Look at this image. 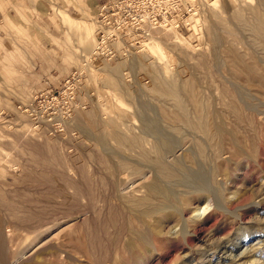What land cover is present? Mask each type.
Here are the masks:
<instances>
[{
	"label": "rangeland",
	"instance_id": "374dc122",
	"mask_svg": "<svg viewBox=\"0 0 264 264\" xmlns=\"http://www.w3.org/2000/svg\"><path fill=\"white\" fill-rule=\"evenodd\" d=\"M199 3L192 33L156 28L160 43L150 38L140 53L90 64L97 22L87 0H72L68 10L53 6L49 15L30 5L27 16L28 5L16 7L19 24L0 61V264H264V119L238 125L225 108L238 101L236 87L264 111L258 77H264V45L249 26L264 25V0ZM58 10L71 16L70 28ZM47 19L61 28L55 50L37 40ZM212 31L220 37L215 47ZM242 64L255 71L252 77ZM163 67H170L166 75ZM75 68L82 74L73 76ZM155 73L193 82L181 86L193 120L198 102L206 111L221 110L229 130L217 137L222 150L216 137H200L172 117L177 102L156 91ZM49 89L74 94L83 108L63 117L71 100H51ZM140 112L174 141L166 162L198 169L210 190H195L150 165L155 136L143 133ZM35 113L40 123L32 120ZM154 185L169 198L155 194ZM201 206H207L203 214H194Z\"/></svg>",
	"mask_w": 264,
	"mask_h": 264
},
{
	"label": "bare ground",
	"instance_id": "6f19581e",
	"mask_svg": "<svg viewBox=\"0 0 264 264\" xmlns=\"http://www.w3.org/2000/svg\"><path fill=\"white\" fill-rule=\"evenodd\" d=\"M263 13V12H262ZM259 15H261V14H259ZM197 15H190L189 17H187L185 20H184V22H185V25L187 26V28H188V30H189V32L190 33H192V31L190 30V21H191V19H193V18H195ZM258 16V15H257ZM257 16H255V17H257ZM254 17V18H255ZM263 19V18H262ZM177 20H173V21H171V25L170 26H167V29H174V30H176V31H178L177 29H176V25H177ZM247 24V23H246ZM263 23H262V21L260 20V22L258 21V24H251V25H249L254 31H255V33H256V35H257V37L259 36L260 38V41H258V42H261V44L262 45H264V25H262ZM164 29H166V28H164ZM210 29V28H209ZM214 29V28H213ZM215 31V30H214ZM214 31H212L211 32V35L210 36H212V39H211V42L212 43H214V47H215V45L217 44V43H219L220 41H219V39H220V37H219V39H218V36L214 33ZM178 32H180V31H178ZM210 32V31H209ZM220 32V31H219ZM181 33V32H180ZM183 34V33H182ZM219 35V34H218ZM209 37V36H208ZM151 42L150 43H160L158 40H157V38H153V35L151 36ZM158 41V42H157ZM210 41V40H209ZM164 43V42H163ZM220 44V43H219ZM147 45V44H146ZM229 45V44H228ZM144 47H145V44L142 46V48H143V51H144ZM163 47V46H162ZM141 48V49H142ZM161 48V47H160ZM149 50H150V53H151V55H153V59L154 60H156L158 63H160V59H158V58H156V55H155V53H154V49L150 46L149 47ZM165 50V49H164ZM138 52V51H137ZM141 52V51H140ZM140 52H138V53H140ZM167 51L165 50V53H166ZM167 54V57H168V59L170 60V62H172L173 61V56L171 55V54H169L168 52L166 53ZM217 56V55H216ZM234 56V55H233ZM237 56V55H236ZM228 60V59H227ZM234 59H232V61H233ZM236 60V59H235ZM237 60H239V59H237ZM262 60V59H261ZM155 61V62H156ZM247 61V60H246ZM136 62V64L137 63H139L137 60L135 61ZM199 62V61H198ZM238 62H240V61H238ZM240 63H242V61L240 62ZM244 63V62H243ZM263 63V62H262ZM135 64V65H136ZM141 64V66H142V68L143 69H145L144 68V64H143V62L142 63H140ZM172 64V63H171ZM233 64H236V63H233ZM218 65V64H217ZM253 65H254V63H253ZM242 66H244L243 68L245 69V71H247V73L248 74H250V73H255V71L254 70H251L252 68H249V66H248V64L246 65V64H242ZM153 68V67H152ZM167 68H170V67H163V72H164V74L166 75L167 74ZM141 69V68H140ZM150 69H151V66H150ZM256 69V68H255ZM147 70H149V68H147ZM243 70V69H242ZM158 70H156L155 72H157ZM241 71V70H240ZM153 72V71H152ZM151 72V73H152ZM158 73H159V71H158ZM243 73H244V70H243ZM153 75V74H152ZM251 75V74H250ZM253 75V74H252ZM252 75H251V77H252ZM257 75H259V74H257L256 73V76ZM241 76V75H240ZM256 76H254V78L256 77ZM164 77H166V76H164ZM164 77H162L161 76V74H157V73H155L154 74V85H155V88H156V91L158 92V93H160L161 95H164V96H167V97H171L172 99H175V101L177 102V107L175 108L176 109V111H175V113H174V115H172V117L174 116V118H177V119H179V121L180 122H183V123H185L186 125H188V126H191L192 127V129L194 128V129H196L197 131H198V133L200 132L201 133V135L202 136H200V137H203V136H205V138L207 137V138H209V139H211V138H213V137H216V148L217 149H221V148H219V146L217 145V137L218 138H220L221 137V135L222 134H226L228 131L226 130V128H224V126H223V124L224 123H222L225 119H221V116H219L218 114L219 113H221V112H219L218 113V111H221L220 109H218L217 110V112L215 111V108H214V110L213 109H211V111H210V109L209 110H207L206 111V108L203 106V105H201V106H198V103H196L193 107L194 108H196V112H195V117H197V119L196 120H193L194 118H191V113L188 111H186V108H184L185 106H184V104H183V99H182V96H183V94L181 93V86H182V84L183 85H185L186 84V86L187 85H189L190 87H192V85H194L193 84V82L192 81H186L185 80V82H176L175 80H171V81H167ZM259 78H264V77H260V76H258ZM167 78V77H166ZM258 78V79H259ZM246 79H248V78H246ZM257 79V78H256ZM177 80V79H176ZM261 80V79H260ZM262 80H264V79H262ZM257 81V80H256ZM119 82V81H118ZM195 82V81H194ZM253 85V84H252ZM242 86V85H241ZM255 87V86H254ZM259 87V86H258ZM257 87V88H258ZM154 88V87H153ZM247 88V87H246ZM245 89V88H244ZM129 92V91H128ZM242 93V91L241 90H239L238 88H233V94L237 97V100L238 101H236V102H233V103H228V104H230V105H228V107H225V108H228V113L230 112L231 113V116L232 117H234L235 119H237V120H239V121H237L236 120V123L235 124H238L239 122H242V121H240V120H243V121H247V120H249L248 122L250 123L251 122V120H255V119H257L256 118V116L257 115H262L263 117V119H264V111H263V109L261 110L260 108L258 109V104L256 105V104H253L252 102L251 103H249V100H248V102L246 101L247 99H248V97H246V100H244L243 99V97H242V95L243 94H241ZM247 92V91H246ZM249 92V91H248ZM250 93V92H249ZM132 94H134V93H132ZM182 94V95H181ZM232 94V95H233ZM253 94V93H252ZM257 94V93H256ZM245 95V94H244ZM260 95V94H259ZM163 96V97H164ZM235 96H233V97H235ZM248 96V95H247ZM257 96V95H256ZM236 97H235V99H236ZM245 97V96H244ZM253 97V96H252ZM257 98V97H256ZM139 99V98H138ZM249 99H252V98H249ZM195 101V100H194ZM193 101V102H194ZM175 102V103H176ZM207 103V102H206ZM218 103V102H217ZM261 103V102H260ZM194 104V103H193ZM262 104V103H261ZM264 104V103H263ZM260 105V104H259ZM263 106V105H262ZM261 105H260V107H262ZM187 107V106H186ZM223 107V108H224ZM139 110V109H138ZM191 110V109H190ZM224 111H226L225 109H224ZM165 112V111H164ZM228 113H226V116H227V114ZM229 113V114H230ZM166 116V115H165ZM193 116V115H192ZM224 116V115H223ZM139 117L141 118V124H142V129H143V133L145 132V133H147V134H151V135H153V136H155V143H154V146L151 144V149H153V158L152 159H150V165H152V166H156L157 167V169L158 170H160V171H163L167 176H169L170 178H172V179H176V180H178V181H181V182H184V183H187V184H189V185H191V188L192 187H194L195 188V190H199V189H207L206 187H207V185H206V183H205V180H204V178H203V174L201 175V173L198 171V169L196 170H194L195 172H193V170H186L187 169V167H186V169H178V168H175V167H173V163H172V165H170V164H168L167 162H166V158L167 157H165L166 156V153L168 154V153H170V152H173L172 150H173V145H174V141L171 139V138H169L168 136H167V134H166V136H165V134L164 133H166V132H164V131H162V129L157 125V123H156V121H155V119L153 118V117H151V118H148L145 114H143V113H139ZM261 117V116H260ZM163 118V117H162ZM222 118H224V117H222ZM229 118V117H228ZM231 118V117H230ZM229 118V119H230ZM217 119H221L220 121L219 120H217ZM233 119V118H232ZM159 120V119H158ZM178 121V120H177ZM177 121H176V123H177ZM158 122V121H157ZM180 122H178V123H180ZM235 122V121H234ZM238 122V123H237ZM248 122H247V124H248ZM175 123V122H174ZM225 123H227V122H225ZM252 123V122H251ZM231 124V123H230ZM240 124V123H239ZM238 124V125H239ZM177 127H178V125H176ZM183 127V126H182ZM187 127V126H186ZM225 127H227V126H225ZM236 127H238L237 125H236ZM241 127V126H240ZM246 127V126H245ZM248 127V126H247ZM173 129H174V125H173V127H172ZM176 128V127H175ZM189 128V127H188ZM250 128V127H249ZM177 129V128H176ZM192 129H190V130H192ZM193 129V130H194ZM244 129V128H243ZM164 130V129H163ZM188 130V129H187ZM177 131V130H176ZM185 131H186V129H185ZM227 131V132H226ZM243 131H246V130H243ZM249 131V130H248ZM173 132V131H172ZM180 132V131H179ZM175 133V132H174ZM191 133V132H190ZM193 133H194V131H193ZM199 133V134H200ZM117 135H118V133H116ZM124 134V133H123ZM229 134H232V132H229ZM245 134V133H244ZM169 136L171 135V134H168ZM198 135V134H197ZM233 135H235V134H233ZM138 136V135H137ZM225 136H227V135H225ZM199 137V138H200ZM128 138V137H127ZM174 138V137H173ZM204 138V137H203ZM206 138V139H207ZM222 138H224V137H222ZM226 138V137H225ZM229 138V141H231L232 140V144H234V146H235V149H234V152L237 154V155H240V154H242L241 152H242V150H241V147H243V146H241V144H240V146L239 145H237L236 143H238L237 141H236V138H233V136L231 137H228ZM254 138V137H253ZM139 139V138H138ZM194 139V138H193ZM205 139V140H206ZM214 139V138H213ZM153 140H154V138H153ZM200 140L201 141H203L201 138H200ZM219 140V139H218ZM224 140V139H223ZM253 140V139H252ZM210 141H213V140H210ZM214 141V142H215ZM219 141H222V140H219ZM225 141V140H224ZM226 141H228V139L226 140ZM235 141H236V143H235ZM180 142V141H179ZM207 142V141H206ZM178 143V142H177ZM203 143H204V141H203ZM202 143V144H203ZM223 143V142H222ZM205 144V143H204ZM203 144V145H204ZM220 144H221V142H220ZM231 144V146H233ZM251 144V143H250ZM144 146V145H143ZM181 146V145H180ZM228 146V145H227ZM230 146V147H231ZM220 147H222L223 148V146H222V144L220 145ZM132 148V147H131ZM245 148V147H244ZM202 149H203V147H202ZM232 149H233V147H232ZM222 150V149H221ZM176 151V150H175ZM218 151V150H217ZM230 151V150H229ZM243 151H245V150H243ZM233 152V151H232ZM233 152V153H234ZM222 154L224 153L223 151L221 152ZM170 154H172V153H170ZM222 154H220V155H222ZM146 155V154H145ZM207 155V154H206ZM212 155V154H211ZM177 156V155H176ZM176 156H174L173 155V158L175 157V159H174V161H176V164H181V162L179 161V160H176ZM208 156V155H207ZM236 156V155H235ZM145 157H147V156H145ZM165 157V158H164ZM181 158V157H180ZM233 158V157H232ZM148 160V159H147ZM233 160V159H232ZM149 161V160H148ZM147 161V162H148ZM145 162H146V160H145ZM214 162V161H213ZM149 163V162H148ZM147 163V164H148ZM139 165V164H138ZM142 165V164H141ZM182 165V164H181ZM176 166V165H175ZM156 167H153V168H156ZM215 167V166H214ZM194 169V168H193ZM201 171V170H200ZM202 171H203V168H202ZM201 171V172H202ZM199 172V173H198ZM215 172V171H214ZM207 179V178H206ZM157 186V185H156ZM155 185H154V188H153V186L151 187V189H152V191L155 193V194H157V195H160V196H163V197H166V198H169V196L171 195L170 193H169V191L168 190H162V189H159L158 187H156ZM212 187V186H211ZM210 188V187H209ZM208 188V189H209ZM207 189V190H208ZM210 190V189H209ZM214 192V191H213ZM153 194V193H152ZM218 196H219V194H218ZM217 198V197H216ZM219 198V197H218ZM142 203V202H141ZM138 208V207H137ZM207 208V206H201V207H199L198 209H197V211L194 213V214H199V215H201V214H203V212L205 211V209ZM157 208H147V211L148 212H152L153 210H156ZM140 218V217H139ZM174 229V228H173ZM142 239V238H141ZM144 239H145V237H144ZM147 240V239H146ZM149 244V243H148ZM132 245L131 244H129L128 245V247H131ZM132 254V253H131ZM132 255H130V257H131ZM132 259L133 260H135L136 262H140V257H138L136 254H134L133 256H132ZM119 261H123V260H119ZM131 262H132V260H131Z\"/></svg>",
	"mask_w": 264,
	"mask_h": 264
},
{
	"label": "built area",
	"instance_id": "2783aa9c",
	"mask_svg": "<svg viewBox=\"0 0 264 264\" xmlns=\"http://www.w3.org/2000/svg\"><path fill=\"white\" fill-rule=\"evenodd\" d=\"M199 4V0H107L98 7L95 15V43L87 62L111 63L126 58L141 49L143 44L150 40L156 28L170 26L173 20L178 21V31L189 32L184 20L197 13ZM75 72L82 74L75 68L73 76ZM47 96L55 101H58L59 97L64 103L71 100L63 116L66 118L84 106L74 94L65 96L49 89ZM35 115L32 120L40 123L37 113ZM48 120L51 121V118Z\"/></svg>",
	"mask_w": 264,
	"mask_h": 264
},
{
	"label": "crops",
	"instance_id": "0c3cea01",
	"mask_svg": "<svg viewBox=\"0 0 264 264\" xmlns=\"http://www.w3.org/2000/svg\"><path fill=\"white\" fill-rule=\"evenodd\" d=\"M87 2L91 5V8L95 10L96 15L98 7L104 3V0H87ZM25 5H28V9L25 12L27 16L28 11L33 8L40 13L44 12L45 15H49L51 13H54L53 6H58L61 9L68 10V8L72 6V0H0V61L1 58L5 55L6 45L10 44L13 25L19 24L18 20L20 19V17L16 12V7ZM30 5H33L35 7L32 6V8ZM83 8L84 6H82V9ZM57 15H63V19L61 16L59 18H61V22L64 26L68 28L72 26V18H70L71 16L69 14H63L60 10H58ZM46 25L47 32L38 33L37 31L36 34L39 38L37 40L41 46L47 49L55 50L57 49L59 40L62 36L61 28L60 26L57 27L51 19H47Z\"/></svg>",
	"mask_w": 264,
	"mask_h": 264
}]
</instances>
